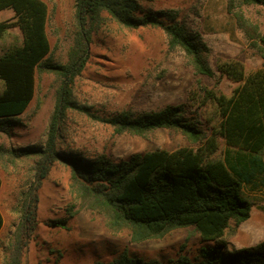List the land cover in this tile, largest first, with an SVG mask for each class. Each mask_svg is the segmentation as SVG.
I'll return each instance as SVG.
<instances>
[{
  "label": "trees",
  "instance_id": "1",
  "mask_svg": "<svg viewBox=\"0 0 264 264\" xmlns=\"http://www.w3.org/2000/svg\"><path fill=\"white\" fill-rule=\"evenodd\" d=\"M142 1L77 0V30L67 61L59 63L51 58L47 3L0 0V10L11 8L14 13L12 18L0 21V38L12 27L22 33V42L0 56V133H9L28 108L35 95L37 74L53 73L60 79L45 144L19 148L0 144V163L31 158L37 164L35 179L17 208L21 217L6 264L23 263L24 252L39 224V188L55 161L70 166L71 186L80 207L101 213L112 230L128 228L133 241H145L186 226H194L203 240L214 241L212 247L201 248L193 256L183 253L167 263L124 252L108 264H264V239L232 249L225 239L232 220L239 225L251 216L253 202L245 197L244 184L264 171V66L247 74L240 60H222L217 66L220 75L239 82L232 94L203 84L192 92L189 100L197 103V108L213 107V116L207 118L209 133L198 126L194 116H188L189 104H170L140 114L122 110L100 116L89 113L86 106L73 99V83L90 57L93 32L106 16L128 28L163 29L171 49H182L198 73L215 76L205 55L207 45L200 36L175 20L173 10L145 8ZM242 1L264 5V0ZM234 15L251 46L264 58V31L242 11ZM71 108L88 112L119 133L144 135L169 128L199 144L137 152L121 160L106 154L87 159L58 149L61 122ZM219 137L227 145L224 158L216 157ZM54 222L65 226L64 219ZM3 223L0 209V231Z\"/></svg>",
  "mask_w": 264,
  "mask_h": 264
},
{
  "label": "rangeland",
  "instance_id": "2",
  "mask_svg": "<svg viewBox=\"0 0 264 264\" xmlns=\"http://www.w3.org/2000/svg\"><path fill=\"white\" fill-rule=\"evenodd\" d=\"M44 1L48 6L51 58L65 63L77 30V0ZM142 4L153 10H173L175 20L191 34L199 35L207 45L205 55L215 76L198 73L182 49H171L163 29L128 28L106 16L93 32L90 57L73 83V99L86 106L89 113L100 116H112L122 110L140 114L170 104H189L188 116H194L198 126L209 133L207 118L213 116V107L197 108L198 104H193L189 96L200 84L232 94L239 82L220 75L217 66L222 60H240L247 74L264 66V58L251 46L234 15L235 11H242L264 31V5L245 4L242 0H143ZM13 14L11 8L0 10V21L12 18ZM21 42V30L8 29L0 38V56ZM59 84L60 79L53 73L37 74L34 98L9 133H0V144L14 148L45 144ZM88 112L74 108L66 111L59 150L87 159L106 154L121 160L137 152L199 144L183 132L169 128L144 135L119 133ZM218 140L216 157L224 158L227 145L223 137ZM261 156L264 160V152ZM36 166L31 158L0 163V209L4 218L0 264H6L10 256L21 217L17 208L35 179ZM254 180L256 185L247 182L243 188L245 197L253 202L251 216L239 225L232 220L226 230L230 249L251 246L264 239V193H248L249 189L263 187L264 171ZM59 219L65 220V226L55 224L54 220ZM38 220L22 264H108L124 252L167 263L180 254L193 256L199 249L214 245L212 240H203L194 226L174 228L141 242L132 240L128 228L112 230L101 213L80 207L71 186V168L61 161L54 162L39 188Z\"/></svg>",
  "mask_w": 264,
  "mask_h": 264
},
{
  "label": "crops",
  "instance_id": "3",
  "mask_svg": "<svg viewBox=\"0 0 264 264\" xmlns=\"http://www.w3.org/2000/svg\"><path fill=\"white\" fill-rule=\"evenodd\" d=\"M246 184V183H245ZM248 185H256V180H253L249 183H247ZM263 187L262 188H257V189H249L248 190V193L249 194H253V195H258V194H261V193H264V184L262 185Z\"/></svg>",
  "mask_w": 264,
  "mask_h": 264
}]
</instances>
